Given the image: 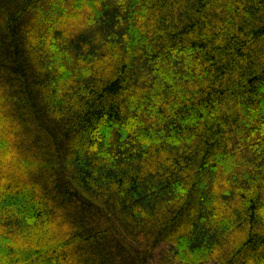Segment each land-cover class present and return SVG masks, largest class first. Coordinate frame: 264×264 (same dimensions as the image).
Masks as SVG:
<instances>
[{"label": "trees", "instance_id": "obj_1", "mask_svg": "<svg viewBox=\"0 0 264 264\" xmlns=\"http://www.w3.org/2000/svg\"><path fill=\"white\" fill-rule=\"evenodd\" d=\"M264 0H0V264H264Z\"/></svg>", "mask_w": 264, "mask_h": 264}, {"label": "rangeland", "instance_id": "obj_2", "mask_svg": "<svg viewBox=\"0 0 264 264\" xmlns=\"http://www.w3.org/2000/svg\"><path fill=\"white\" fill-rule=\"evenodd\" d=\"M154 262L155 264H180L176 263L173 260L172 251L170 246L162 245L157 249V251L154 253ZM210 264H216V263H210Z\"/></svg>", "mask_w": 264, "mask_h": 264}, {"label": "snow or ice", "instance_id": "obj_3", "mask_svg": "<svg viewBox=\"0 0 264 264\" xmlns=\"http://www.w3.org/2000/svg\"><path fill=\"white\" fill-rule=\"evenodd\" d=\"M262 191H264V189H262ZM261 215H264V212H262Z\"/></svg>", "mask_w": 264, "mask_h": 264}]
</instances>
